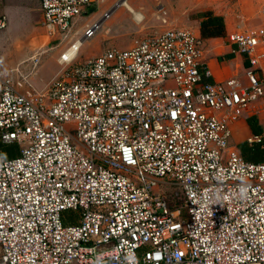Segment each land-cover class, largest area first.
<instances>
[{"label":"built area","instance_id":"1","mask_svg":"<svg viewBox=\"0 0 264 264\" xmlns=\"http://www.w3.org/2000/svg\"><path fill=\"white\" fill-rule=\"evenodd\" d=\"M38 1L46 36L67 42L103 0ZM121 1L60 54L43 90L0 72V144L18 148L0 160V264H264V162L230 143L247 112L263 122L245 143L264 145V32L226 37L243 83L208 82L202 39L186 29L78 61Z\"/></svg>","mask_w":264,"mask_h":264},{"label":"crops","instance_id":"2","mask_svg":"<svg viewBox=\"0 0 264 264\" xmlns=\"http://www.w3.org/2000/svg\"><path fill=\"white\" fill-rule=\"evenodd\" d=\"M247 1H239L237 5L242 8L245 4H251ZM256 1L257 0H253V2ZM212 2L214 1L183 0V5L188 7L189 10L186 11L188 13L211 12L213 15L221 17L224 23L225 38H202L200 35L201 19H197L193 30L185 27H170V23L167 21L168 18H166L168 25L166 24L165 26H168L166 28L192 31L194 36L202 39L203 65L209 73L208 82L223 83L229 79L236 78L243 83L244 69L247 66L246 60L243 56L233 52V48L228 45L226 41L228 34L239 30L237 29V25L239 24V20L243 19V14H234V12L230 10L226 9L223 11L222 8H219V10H221L220 13V11H217L218 6H216V3ZM93 12L94 9H90L86 14L75 19L71 31V38L67 42H63L58 36L52 39L46 36L42 26L43 17L38 0H4L0 4V20L4 18L5 23L4 28L0 29V72L18 69L24 75H28V83L32 89L37 92L43 90L46 87L45 84L47 81H34L35 77L38 75L37 73L40 66L42 68L43 60H45L47 56L53 58L57 66V74V71H59L58 67L60 68L58 64L60 54L64 52L75 39L79 38L86 27L98 21L101 15L106 11L99 12L98 15H94ZM186 12H183V15L187 16ZM165 14V17H167V12H165ZM87 15L90 16L89 19H85ZM44 37L47 40L46 44H42ZM80 48L78 49L76 59L78 61H85L79 59ZM109 49L117 48H108L103 52ZM35 54L39 55L38 64L33 67L30 59ZM100 54L97 53L94 57ZM13 79L14 81L17 80V75H14ZM248 119H254L260 129V133H262L263 119L258 115H252L246 112L238 122L230 126V143L232 146H235L236 149L237 145L245 143L246 137L253 134L247 124Z\"/></svg>","mask_w":264,"mask_h":264},{"label":"rangeland","instance_id":"3","mask_svg":"<svg viewBox=\"0 0 264 264\" xmlns=\"http://www.w3.org/2000/svg\"><path fill=\"white\" fill-rule=\"evenodd\" d=\"M119 0H103L99 4L98 9H94L93 14L98 15L99 12L108 11ZM219 8L223 11L230 10L234 14H243V19L239 20L237 29L252 28L258 31L264 32V0H213ZM239 1H247L251 4H245L242 8L237 5ZM128 5L141 15L140 21L135 16L125 10V7H118L115 9L110 17L102 24L101 31L90 42L83 43L79 50V59L86 60L93 58L97 53L100 54L105 49L117 48L128 49L131 48L133 43L144 37L145 35L153 32H160L168 26H164L157 19V10L161 7L163 11L167 12V21L170 23V27H185L188 29L194 28L199 15L205 12H192L188 13V7L183 5V0H126ZM234 9V10H233ZM183 12L187 13L183 15ZM242 12V13H240ZM137 16V15H136ZM90 16H86L85 19H89ZM139 17V16H138ZM86 24V23H85ZM168 25V24H167ZM192 32V31H190ZM225 38V36H224ZM47 40L44 37L42 44H46ZM41 46V45H40ZM44 59V58H43ZM42 59V60H43ZM40 66V64H39ZM41 68V66H40ZM38 70V75L34 81L42 80L46 82L47 86L58 74H56L57 66L53 58L47 56L43 60L42 68ZM60 70V68L58 67ZM58 72V71H57ZM1 151V150H0ZM14 152V147H7L3 152ZM0 160L9 158V156H1ZM167 200L172 209L178 206L181 199L174 197L171 192H166Z\"/></svg>","mask_w":264,"mask_h":264},{"label":"trees","instance_id":"4","mask_svg":"<svg viewBox=\"0 0 264 264\" xmlns=\"http://www.w3.org/2000/svg\"><path fill=\"white\" fill-rule=\"evenodd\" d=\"M201 19L200 23V35L202 38H219L224 37V23L223 19L219 16L213 15L211 12H205L199 15ZM247 124L253 134H259L260 129L257 126V123L254 119H248ZM11 146H3L0 144V155L9 156L7 159L14 158L18 156V148L14 147V152L9 151L3 152V150ZM237 150L240 153L241 157L248 162L252 163H263L264 162V146L259 147H249L247 144L242 143L237 145ZM2 159V158H0ZM6 160V159H4Z\"/></svg>","mask_w":264,"mask_h":264},{"label":"bare ground","instance_id":"5","mask_svg":"<svg viewBox=\"0 0 264 264\" xmlns=\"http://www.w3.org/2000/svg\"><path fill=\"white\" fill-rule=\"evenodd\" d=\"M121 3L123 4L122 7H125L127 11H129L130 13H132V14L135 16V18L138 19L137 21H140V19H142V18H141V15H140L139 13H136V12H135V11H134V10L128 5L127 2L125 3V1L122 0ZM136 15H137V16H136ZM138 16H139V17H138ZM74 53H75L74 49H71V50L68 52V55H69V56H72V55H74Z\"/></svg>","mask_w":264,"mask_h":264}]
</instances>
